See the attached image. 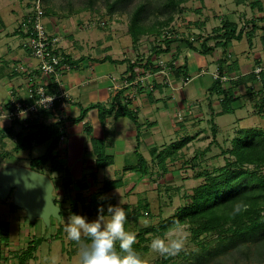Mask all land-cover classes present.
<instances>
[{"label":"crops","instance_id":"obj_1","mask_svg":"<svg viewBox=\"0 0 264 264\" xmlns=\"http://www.w3.org/2000/svg\"><path fill=\"white\" fill-rule=\"evenodd\" d=\"M250 2L255 12L250 29L245 30L240 22L230 20L237 23L238 30H243L244 37L233 40L227 48L219 46L211 54H203L189 49L184 37L172 43L171 50L163 55V59L175 62L176 67L186 66L190 78L187 84L173 70L169 77L156 72L141 82L146 73L142 72L143 68L135 67V77L131 78V63L146 59L151 51L147 53L144 50L145 53L134 48V55L130 56L131 53L124 50L120 57L118 49L111 48V39L96 47H80L77 43L81 40L80 33H75L73 39L72 34L64 38V32L57 31L49 20L48 31L61 38L70 68L61 67L58 78L42 74L37 69V60L21 45L24 36L21 23L29 9L11 10L8 3L2 2L0 88L6 90L7 98L0 100V171L31 169V160L45 155L55 139L17 151L18 137H25L30 129H22L1 117L4 104L12 97L25 99L28 86H43L47 92L53 93L61 85L74 100L64 107L59 103L55 111L43 113L33 125H58L59 128V142L53 153L55 167L50 161L35 170L48 176L55 185L54 200L59 204L63 220L71 213L95 219L99 204H104L106 210L107 204L116 205L120 200L130 213L148 204L151 214V208L159 198L158 214L167 213L174 198L184 199L192 193L194 187L186 188V182L198 180L195 175L202 170L197 167L198 159L204 156L207 159L208 154H214L213 150H220L223 143L218 140L222 137L227 142L230 140L231 146L225 149L227 151L233 148L232 141L241 130H264L261 77L235 84V81L254 74L256 67H264V1ZM254 28L256 30L251 34ZM248 33L251 37L247 36ZM236 41L240 44L237 45ZM215 43L210 41L208 45L214 46ZM225 58L228 66L224 71L235 79L222 84L213 74ZM20 65L26 69L19 70ZM206 76L209 79H204ZM225 89L233 91L234 100L230 106L232 110L223 114L222 91ZM88 108L84 119L74 122ZM228 114L235 117L226 119ZM192 128L198 130L197 135L183 134L184 130L188 132ZM20 151L28 153V166H21L10 159L11 153ZM184 166L189 169H184ZM192 172L194 177H189ZM107 183H112V186L105 188ZM101 197L105 199L101 200ZM134 197L138 198L136 203H125ZM166 198L171 200L165 204L167 207H163ZM13 200L7 198L0 203L8 205L9 201L11 205L7 210L10 211ZM139 213L145 215L147 211L140 209ZM10 219L3 217L0 210V221L10 226ZM141 219L145 218L139 216V223Z\"/></svg>","mask_w":264,"mask_h":264},{"label":"rangeland","instance_id":"obj_2","mask_svg":"<svg viewBox=\"0 0 264 264\" xmlns=\"http://www.w3.org/2000/svg\"><path fill=\"white\" fill-rule=\"evenodd\" d=\"M36 1L38 0H0V4L2 2L8 3L11 10H19L20 8L24 10L29 9L28 14H30ZM182 1H185L180 5V8L183 10L174 11L168 8L167 0H41V4L46 13V23L49 20L50 24L56 26L57 31L60 32L62 30L65 34L64 38H69L70 34H72L73 39L75 33H80L81 40L77 41L80 47H85L86 45L96 47L107 43V40L111 39L113 40L109 42L112 44L111 48L118 49L119 56L122 57L124 50L130 52V56L134 55V48L143 52L147 51L148 53L154 46V38L157 37L155 35L158 31L161 34L166 31L173 32L177 36V39H181L182 37L197 39L198 35L203 37L211 35L213 29L220 28L225 21L230 20L240 22L241 28L248 30L250 29V23L253 21L251 20L253 18L252 15L255 13L250 7V1L264 0H204L206 3L203 4L201 0ZM141 4L145 5L143 13L144 21L142 23L145 31L140 35L141 40L139 44L134 46L129 31L130 23L132 14ZM102 22L105 25H102ZM200 23L201 25H197ZM8 42L10 41L8 40ZM236 42L237 45L240 44L238 41ZM235 52L237 53L236 48ZM193 56L195 55L193 54ZM211 70L209 69V71ZM204 79H209V76H206ZM6 98V90L0 88V100H5ZM229 115H227L229 118L226 117V119L231 120L235 117ZM258 121L259 119L257 118ZM197 131L195 128H192L188 132L184 130L183 134L195 136L197 135ZM226 140L223 137L222 140H218L223 143L220 150H213L214 154L212 156L207 153L209 157L207 159L205 156L199 158L198 162L200 161V163L197 162V167L199 169L207 168L212 171L215 167L224 166L227 160L234 159L232 155L221 154L223 150L231 146L230 140L228 142ZM27 157V152L20 151L11 153L10 159L16 163L19 162L18 164L21 166H28ZM181 168L183 169V167L179 169ZM184 169L189 168L184 166ZM42 170L46 171L44 168ZM261 173L264 175V167L261 169ZM186 176L183 178L185 179ZM189 177H194V173L192 172ZM194 180L191 179L190 182H186V188L191 189L204 183L203 179ZM7 198L14 199V194L11 193L5 199H0V201H5ZM128 199L125 200V203L126 201L136 203L138 198ZM185 199L174 198L172 200L173 204L171 203L168 206L170 208L166 211L167 213L158 214L159 209L157 206L160 204V201L157 198L151 208V214L149 216H142L145 218L144 220L149 222L147 226L143 223V219H141L143 221H140V223L138 221L135 222L132 216L128 221L127 227L135 231L138 236L149 225L156 226L163 217H168V214L173 212L171 207L175 209ZM169 200L171 199H164L162 203L163 207ZM13 201L15 208L11 206L10 211L7 210V207L11 205L9 201L7 202L8 205L0 203L3 217L11 218L8 228L9 240L7 243L0 240V264H16L18 262L16 253L25 251L37 239H41L42 241L34 253V258L29 261L30 264H78L77 246L67 239L63 231L66 219L60 218L59 220L52 214H50L48 221L39 216L31 217L25 208L15 203V199ZM12 212L15 215H11ZM84 216L92 220L90 219L91 216ZM140 227L144 229H140ZM144 233L146 240L141 242L140 249L137 251L143 254L146 264H264V247L260 246V249L257 244H247V246L239 244L237 247H231L226 253L215 254L204 258V261L201 263H196L195 258L197 255H205V251L210 249L215 251L218 248L219 235L214 232L204 234L196 239L190 230V225H180L168 233L170 238L186 236L184 251L178 256L171 258L161 257L149 247L153 237L160 234L153 232ZM201 243L207 244V248L202 249Z\"/></svg>","mask_w":264,"mask_h":264},{"label":"trees","instance_id":"obj_3","mask_svg":"<svg viewBox=\"0 0 264 264\" xmlns=\"http://www.w3.org/2000/svg\"><path fill=\"white\" fill-rule=\"evenodd\" d=\"M121 1V0H117ZM168 8L174 10H181L180 5L185 2L182 0H167ZM204 3V0H201ZM145 5H139L131 17L130 34L133 39L134 46H137L141 40L140 35L144 33L143 13ZM183 10V9H182ZM46 14V13H45ZM197 25H201L197 24ZM256 29L251 31V34ZM170 32V31H169ZM154 38V46L146 59H137L131 63V78L135 77V67L143 68L142 72L156 73L160 71V67L154 63L156 57L166 55L171 50V45L174 41L178 40L173 36L161 40V32H156ZM153 34V33H152ZM173 34V32H171ZM249 34V33H248ZM247 36L251 37V34ZM160 35V36H159ZM244 37L243 30H238V25L232 21H225L220 28H215L211 35L202 37L198 35L197 39L185 38L187 47L191 50L199 51L203 54H211L215 48L222 46L227 48L233 40H241ZM149 38V37H148ZM159 38V39H158ZM158 39V40H157ZM201 40V42H200ZM210 41H216L214 46H209ZM159 42V43H158ZM251 43V40H250ZM65 52V50H64ZM227 55V51L225 52ZM68 57V55L66 54ZM155 57V58H154ZM154 58V59H153ZM175 62H170L175 75L181 76L184 79L188 78L186 66L176 67ZM227 58L219 64L221 75H225V67L228 65ZM256 75L252 74L246 79L235 81V84H240L243 80L254 81ZM261 82L263 83L264 90V72L261 74ZM218 83H221L219 80ZM223 110L222 113H229L231 103L234 100V93L231 89L223 90ZM95 107V106H92ZM91 108V107H90ZM84 109L81 115L74 119V122H80L84 119L86 112L90 109ZM264 110V98L263 106ZM119 112V111H118ZM121 112V110H120ZM124 114L127 111H123ZM131 115V113H127ZM22 129H25L20 122H13ZM29 133L23 137L19 136L17 140L16 150H24L32 144H41L55 138L46 154L31 160L30 168L35 170L41 165H45L51 161L53 167L56 165V159L53 156L55 148L58 146V125L46 126L43 124L30 125ZM233 148L227 151L223 150V154H231L234 159H229L222 167H215L210 171L203 168L195 175L198 179H203L204 183L197 185L193 188L192 193L186 196L185 201L176 207L168 217H163L156 226L149 225L144 229L146 233H155L164 235L171 232L173 229L180 225H190V230L194 238H200L204 234L218 233L219 245L213 251L212 249L205 251V255H197L196 263H201L204 258L226 253L231 247H237L239 244H257L258 247H264V175L261 169L264 167V130L259 128H249L241 130L232 141ZM179 145L182 146V143ZM221 153V154H222ZM100 167L104 164L99 163ZM55 169V168H53ZM36 171V170H35ZM112 183H107L105 188L112 186ZM142 205V204H141ZM12 207L15 206L12 204ZM140 209L147 211L146 216H149V205L143 204L133 213L128 212V218L133 216L135 222L138 221L139 216L144 213H139ZM61 215H63L61 213ZM177 222H179L177 224ZM8 228L9 224L0 221V240L1 242H8ZM62 231V229H60ZM139 233L136 239L138 242L135 244L136 250L140 249L141 242L145 241V233ZM41 239L30 244L23 252L16 253L18 262L16 264H30L29 261L34 258L38 245ZM202 249L207 248V244L201 243ZM261 249V247H260Z\"/></svg>","mask_w":264,"mask_h":264},{"label":"clouds","instance_id":"obj_4","mask_svg":"<svg viewBox=\"0 0 264 264\" xmlns=\"http://www.w3.org/2000/svg\"><path fill=\"white\" fill-rule=\"evenodd\" d=\"M53 99L51 96L45 103L50 104ZM20 116L26 118L27 113L21 110ZM122 203L120 200L116 205L107 204L106 210L104 204H99L92 220L76 213L67 217L63 231L77 246L78 264H146L143 254L134 247L137 234L127 227L128 213ZM143 223L147 226L149 222ZM185 241L186 236L170 238L165 233L154 236L149 247L161 257L171 258L184 251Z\"/></svg>","mask_w":264,"mask_h":264},{"label":"built area","instance_id":"obj_5","mask_svg":"<svg viewBox=\"0 0 264 264\" xmlns=\"http://www.w3.org/2000/svg\"><path fill=\"white\" fill-rule=\"evenodd\" d=\"M105 25L104 22L101 23ZM21 31L24 36L21 45L30 52L31 56L37 60V69L45 75L54 76L56 78L60 75V68H70L67 63L68 57L64 52L61 38L57 35L50 34L47 28L46 15L42 7L41 0L34 3L32 13L28 14L25 20L21 23ZM177 37L175 33L166 31L162 34L161 40L166 38ZM156 65L160 67V73L164 77H169L173 70L170 63L165 61L162 56L156 57ZM175 64V63H173ZM19 70H25L24 65L18 67ZM264 72L263 66H258L254 69L253 73L258 79ZM214 78L219 80L222 84L230 82L235 79L231 75H221L219 67L214 72ZM151 76L150 72L141 78V82H145ZM190 78L184 79V84H187ZM51 96L54 97L50 104H46V100ZM72 95L68 90L64 89L61 85L53 92L49 93L43 86H28L26 88V98L19 99L12 97L9 102L2 107L1 117H6L10 122H20L25 129H29L30 125L34 124L35 119L43 113L53 112L60 103L61 107L73 101ZM23 110L27 113L26 118H21L20 111ZM61 120V119H60Z\"/></svg>","mask_w":264,"mask_h":264},{"label":"water","instance_id":"obj_6","mask_svg":"<svg viewBox=\"0 0 264 264\" xmlns=\"http://www.w3.org/2000/svg\"><path fill=\"white\" fill-rule=\"evenodd\" d=\"M54 185L50 178L29 168H10L0 171V199L14 194L15 203L25 208L31 217L49 220L50 214L62 219L55 203Z\"/></svg>","mask_w":264,"mask_h":264}]
</instances>
